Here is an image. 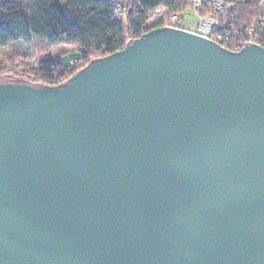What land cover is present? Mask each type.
Listing matches in <instances>:
<instances>
[{
    "label": "water",
    "instance_id": "water-1",
    "mask_svg": "<svg viewBox=\"0 0 264 264\" xmlns=\"http://www.w3.org/2000/svg\"><path fill=\"white\" fill-rule=\"evenodd\" d=\"M0 264H264V47L156 26L0 81Z\"/></svg>",
    "mask_w": 264,
    "mask_h": 264
},
{
    "label": "trees",
    "instance_id": "trees-1",
    "mask_svg": "<svg viewBox=\"0 0 264 264\" xmlns=\"http://www.w3.org/2000/svg\"><path fill=\"white\" fill-rule=\"evenodd\" d=\"M160 3L169 9L175 5L170 0H122V15L118 16L113 0H0V48L10 46L12 50L8 57H0V74H12L20 78L19 82L35 85L58 84L80 66L121 49L126 41L141 36L149 29L146 24L150 11ZM252 15L253 11L241 4L231 9L226 21L241 26ZM159 24L154 23L150 28ZM237 34H241L240 27ZM40 42L48 46L76 45L77 64L63 66L60 58L44 57L35 77L7 71L23 63L27 50ZM225 47L237 48L230 42Z\"/></svg>",
    "mask_w": 264,
    "mask_h": 264
},
{
    "label": "built area",
    "instance_id": "built-area-1",
    "mask_svg": "<svg viewBox=\"0 0 264 264\" xmlns=\"http://www.w3.org/2000/svg\"><path fill=\"white\" fill-rule=\"evenodd\" d=\"M170 1L175 4L172 9H169L165 3H160L150 11L151 17L146 24L148 28L157 22H160L159 26L182 28V14L187 12L188 14L196 15L194 30H191V32L209 38L224 47L229 42L236 44V49H239L246 43H256L264 47V0H254L251 2H246L245 0ZM241 4L246 9L253 11V15L251 18L249 17V21H242L241 26H236L232 22L228 23L226 21L228 13H230L234 6ZM122 10L123 5L117 3L116 13L118 16L122 15ZM238 27H240L241 34H237ZM127 42L129 41H126L124 45ZM39 64L40 61L29 63L26 66L27 68H21L16 65L7 68V71L35 77ZM75 64H77L76 60L70 62V65ZM82 67L80 66V68Z\"/></svg>",
    "mask_w": 264,
    "mask_h": 264
},
{
    "label": "rangeland",
    "instance_id": "rangeland-1",
    "mask_svg": "<svg viewBox=\"0 0 264 264\" xmlns=\"http://www.w3.org/2000/svg\"><path fill=\"white\" fill-rule=\"evenodd\" d=\"M115 4L121 3L122 0H113ZM183 22L181 27L187 30H194V23L196 19L195 14H188L184 12L182 14ZM11 47L0 48V57L6 58L11 53ZM27 56L23 63L15 64L13 66H18L24 68L29 63L36 61H41L44 56H58L60 58L63 66H68L72 60H77L79 57V50L75 45L70 44H58L50 48L48 45L44 47L40 43L32 44V46L26 52ZM12 66V67H13ZM27 68V67H26ZM20 78L12 74H0V81H17Z\"/></svg>",
    "mask_w": 264,
    "mask_h": 264
},
{
    "label": "crops",
    "instance_id": "crops-1",
    "mask_svg": "<svg viewBox=\"0 0 264 264\" xmlns=\"http://www.w3.org/2000/svg\"><path fill=\"white\" fill-rule=\"evenodd\" d=\"M40 44H42L44 47L47 46L44 42H40ZM71 45H73V44H70V46H71ZM75 46H76V45H75ZM49 47L52 48V46H49ZM76 47H77V46H76ZM77 49H78V48H77ZM10 51L12 52V50H10ZM44 57H52V58H56V57H57V58H59L58 56H49V55H48V56L46 55V56H44Z\"/></svg>",
    "mask_w": 264,
    "mask_h": 264
}]
</instances>
